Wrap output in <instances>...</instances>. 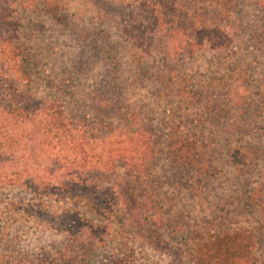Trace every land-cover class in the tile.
<instances>
[{"label":"trees","instance_id":"obj_1","mask_svg":"<svg viewBox=\"0 0 264 264\" xmlns=\"http://www.w3.org/2000/svg\"><path fill=\"white\" fill-rule=\"evenodd\" d=\"M0 264H264V0H0Z\"/></svg>","mask_w":264,"mask_h":264},{"label":"rangeland","instance_id":"obj_2","mask_svg":"<svg viewBox=\"0 0 264 264\" xmlns=\"http://www.w3.org/2000/svg\"><path fill=\"white\" fill-rule=\"evenodd\" d=\"M84 12L87 13V12H89V11H87L86 9L80 11V13H84Z\"/></svg>","mask_w":264,"mask_h":264}]
</instances>
